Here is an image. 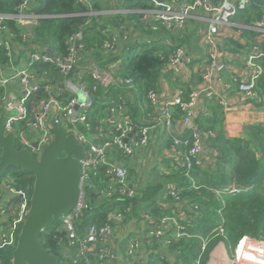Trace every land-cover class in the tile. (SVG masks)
<instances>
[{
  "label": "trees",
  "instance_id": "obj_1",
  "mask_svg": "<svg viewBox=\"0 0 264 264\" xmlns=\"http://www.w3.org/2000/svg\"><path fill=\"white\" fill-rule=\"evenodd\" d=\"M22 1L0 0V13L12 16L19 14ZM261 1L258 0L246 10L240 11L236 18L251 24L253 14H257V17L262 13ZM125 3L137 10L128 14L102 13L105 6L99 3L93 4L90 9L77 0H31L26 12L40 17L30 28L14 16L6 20L7 30L2 36L3 40L9 41L11 47L9 51L5 45H0V69L14 64L15 57L19 55L15 51L16 47L21 53L51 52L55 55H66L69 36L82 29L86 51L91 53L92 58L104 62L120 59L117 75L121 78L132 77L140 100L144 101L145 97L148 99V90L159 87L161 69L168 62L171 52H161L157 40L144 42L142 45L137 40H130V24L148 36L152 33L150 28L154 23L143 21L142 12L139 10L150 9L153 5L148 0H123L121 6ZM116 7L113 6L112 9ZM91 10L96 13L91 14ZM159 28L163 31L170 30L163 24H160ZM243 32L253 33L247 29ZM113 38L124 40L123 52L119 56L103 49L104 41ZM257 62L262 66V73L256 81V88L263 97L260 105L264 108V55L259 57ZM30 66L39 72H46L49 76L58 77L61 81L59 70L51 63L40 61L30 63ZM74 74L72 73V77ZM78 81L86 83L93 97L92 107L87 112L86 120L78 124V130L92 139L101 133V128L111 126V113L108 109L111 105L120 104L126 92L113 85H98L93 90L97 82L88 72ZM45 86L46 84L39 82V90L28 97L27 116L14 124L17 137L18 131L24 130L28 134L32 131L30 123L35 119V111L40 106L38 103L51 96ZM54 97L66 103L70 94L64 91ZM126 99V115L137 125H144L138 106L131 103L129 98ZM35 105L39 106L33 109ZM177 113L182 116L178 108L175 114ZM194 121L199 128L214 134L208 139L209 146L217 151L210 167H195L190 176L177 167L169 173L154 168L150 171L146 186L136 187L137 194L134 197L122 194L119 191L120 185L116 183L115 190L108 195L111 177L107 167H99L97 171L91 172L90 181L95 184V189L85 191L84 217L78 225L79 234L83 236L92 224L103 225L106 222L111 223L115 229L131 218L145 219L142 218L143 213L152 218L153 224L149 225L156 226V232L163 217L178 213V202L173 196V191H176L184 200L187 216L186 220H179L183 226V234L177 237V228L172 225L162 236L154 233L150 238L152 240L146 238L145 244L151 249L147 264H171L167 256L154 251V248L160 246L163 237L168 239L169 251L173 253L172 264H206L209 252L217 240L213 239L214 235L220 229L222 233L219 234L222 235H219L218 239L233 247H236L243 236L264 241V122L246 125L240 137L228 138L224 134L220 116L206 118L204 115H198ZM18 148H21L19 142ZM8 172L5 177L0 176V188L2 183L7 181L9 186L24 191L31 199L35 175L18 167H12ZM170 184H174V188H170ZM232 187L238 188L239 191L231 193L228 189ZM164 196L169 202L166 206L161 203ZM20 200L21 198L17 197L14 200L15 205ZM118 213L122 216L120 220L115 218ZM40 238L50 254L62 257L61 264L81 263L76 247L69 245L62 230L61 217L54 219ZM205 240L207 244L203 249ZM17 242L18 240L13 245L0 248V264H13ZM148 242L152 243L153 247Z\"/></svg>",
  "mask_w": 264,
  "mask_h": 264
},
{
  "label": "built area",
  "instance_id": "obj_2",
  "mask_svg": "<svg viewBox=\"0 0 264 264\" xmlns=\"http://www.w3.org/2000/svg\"><path fill=\"white\" fill-rule=\"evenodd\" d=\"M31 0H23L20 5V12L14 17L18 18L25 26L34 22L39 15L27 13L26 9ZM153 5L150 9L141 10L143 21L153 23L160 22L166 28L183 32L187 20L201 12L206 15V26L202 32V43L205 46L206 60L205 66L201 71V82L197 87L185 97L178 94L175 97L160 102V94L157 88H151L147 92L149 102L156 110L157 121L162 123L167 130H174L175 110L178 108L182 112V122L185 129L192 131L191 137H173L170 150L175 159L178 169L185 172L187 176L191 175V171L195 167H206L203 159V153L206 150V142L210 136L214 134L210 131H198V127L194 123L197 114V107L202 99H214L218 104L227 106V101L215 87L217 77L222 74L228 67L224 57L222 46V34L225 28L232 25V20L240 11L246 10L249 6L258 0H189L179 2L177 0H148ZM77 2L87 5L92 9L90 0H77ZM94 14V11H90ZM10 14L0 13V45H5L10 51L11 44L9 41L3 40V33L7 30L5 22L13 17ZM264 41V13L260 19L254 24ZM27 35V33H24ZM127 37H125L126 39ZM68 52L66 55H55L51 52H31L30 63L45 62L51 63L59 70L61 75L60 88L61 92L67 91L70 97L66 103L62 102L54 96L44 99L35 111V119L30 123V128L37 132L36 140H32L24 130L18 131L17 140L21 148H27L36 156H40L44 148L53 139V125L57 124L63 128L67 134H74L80 145L85 148V157L80 160L82 165L81 178V196L77 207L64 214L62 219V230L70 246L77 249V257L80 259L79 264H108L117 259V254L112 247V237L114 235V227L111 223L106 222L103 225L92 224L89 226L85 234H79V223L84 217L85 208V191L95 189V184L90 181L91 172L97 171L99 167H107L111 177L108 195L115 190L114 184H119V191L128 197H134L137 194L136 186L129 179L130 166L127 161L135 157L138 151L149 147L151 141L149 125H137L128 115H126V98H130L135 90V83L132 77L121 78L117 75L119 69L118 64L111 67L113 70L102 69L98 64L92 63L89 74L97 82L93 90L98 85H113L122 88L126 95L122 98L118 105H111L109 111L110 127L101 128V133L89 139L78 130V124L86 120L87 112L92 107L93 97L89 87L84 81H77L72 77V73L77 69L82 54L86 52L85 35L82 29H79L68 38ZM119 47V39L113 38L103 43V49L106 52L116 53ZM10 54V53H9ZM264 55V45H257L254 53L246 59V67L250 74L243 79H235L238 82V92L244 100L260 104L263 97L256 88V81L262 73V66L257 59ZM192 62V57L184 46H177L171 54L166 68L170 69L175 75L179 76L183 68ZM16 76V75H15ZM21 77L24 87L25 96L18 102L15 98L7 101L6 107L11 110L17 109V115H8L4 121L5 133H15L14 124L16 121L24 119L27 116L26 100L27 98L39 90V84L30 82V75L25 70H19L16 77ZM7 78H0V82H6ZM82 94V98L79 97ZM55 114L52 121L49 119L50 114ZM99 141V143H96ZM34 143L36 145L34 146ZM116 155L122 157L117 159ZM13 191L21 198L16 204L12 212L8 225L2 227L0 232V248L5 245H13L19 238L23 224L25 223L31 206V199L22 190ZM231 193L239 191L238 188L232 187L228 189ZM173 196L178 203L184 202L180 194L173 191ZM120 220L121 214L115 215ZM147 218L151 221L150 216ZM184 216L173 214L163 217L156 235H162L169 226L177 228V237L181 236L183 226L179 220H186ZM152 223V222H151ZM20 229V232H18ZM222 230V229H220ZM60 240H63L60 238ZM264 242V241H263ZM62 243V242H61ZM207 241H204L203 249ZM139 241L134 240L130 246L132 254ZM77 262V259H76ZM143 264V263H137Z\"/></svg>",
  "mask_w": 264,
  "mask_h": 264
},
{
  "label": "crops",
  "instance_id": "obj_3",
  "mask_svg": "<svg viewBox=\"0 0 264 264\" xmlns=\"http://www.w3.org/2000/svg\"><path fill=\"white\" fill-rule=\"evenodd\" d=\"M177 1L184 2L189 0ZM90 3H92V5L99 3L100 5L105 6L102 13L111 12L115 14H128L129 12L137 10L127 6L126 3L124 5L125 7L121 6L123 0H90ZM260 5L262 13H260L257 17V14H253L254 19L251 24L235 17L232 20V25L225 28L222 34L221 49L228 67L217 77L215 87L222 95L225 96L228 107L218 104V102L214 99H202L201 103L197 107L196 116L204 115L206 118H215L216 115L220 116L224 134L228 138L240 137L246 125L264 122V108L258 103L244 100L238 92V82L235 81V79L246 78L250 74V71L246 67V59L249 55L254 53L257 45H260L261 47L264 45L262 37L254 27V24L264 13V0L261 1ZM113 6L120 7L112 9ZM205 17L206 15L204 13H195V15L187 20L185 29L182 33L172 29L163 31L159 28L161 23L153 21L154 26L150 28L152 33L148 36L145 33H142L138 27H135L132 24L129 25L128 32L130 40H137L140 45L144 42L149 43L157 40L159 45L157 43L156 44L161 48V52L169 51L171 53L177 46L181 45L187 49L188 53L192 57V62L187 67L183 68L182 73L179 76L175 75L170 69L166 68L165 65L168 62H166L164 67L161 69L158 87L161 103L180 93L186 97L191 89L197 87L201 82L200 74L205 66L207 55L204 48L205 46L202 43V32L206 26ZM34 23L35 22L29 23L28 27H31ZM127 23L129 24V22ZM246 29L253 33L245 34L243 31ZM123 46L124 40H121L120 38L119 47L117 52L114 54L115 56L122 54ZM16 48L15 51L19 55L15 57V61H13L14 64L0 69V78L5 77L8 79L6 82H0V118L4 119V121L8 115H17L16 107L11 110L6 107L7 101H9L10 98H15V102H18L25 96L21 77L13 75L17 71H27L30 75L31 83L39 84L40 82L42 84H46L45 89L48 95H58L62 91L58 77L49 76L44 71L39 72L34 70L29 63V52L23 51L21 53V51H17ZM171 53L169 54L170 56ZM90 54L91 53L87 51L82 54L78 67L74 72L75 74L73 78L75 80H81L86 72L89 73L92 63L98 64L102 69L109 68L111 72L113 70L111 67L118 64V61L120 63V59H116L113 62H108L107 60L105 62L103 60L96 61ZM167 61L169 60L167 59ZM100 62L103 63L100 64ZM79 97L82 98V94H79ZM129 100H131V103L134 105L136 104L140 109V118L144 120V125H149L151 128V141L149 147L141 149L137 152L135 157L127 161L128 165L131 167L130 171L132 172H130L131 183L136 187H144L149 181L148 178L150 177V171H152V169L156 168L161 172L169 173L174 170L173 168L177 167L170 150L171 141L173 137H191L192 131L183 127L182 116L179 113L175 114L174 117V130H167L162 123L156 120L158 114L149 100L146 97L144 101L140 100V96L136 88ZM38 104L40 105V103ZM38 106L35 105L33 109ZM54 116V113L50 114L49 119L52 121ZM197 129L202 132L206 131L205 129H201L199 127ZM27 135L32 140H36L37 132L32 130L30 131V134L27 133ZM216 153V149L209 146L206 142V150L203 153V159L207 165L206 168L212 165ZM116 158L119 159L120 156L116 155ZM169 187L174 188V184H170ZM12 188L13 187L7 184V181L2 183L0 188V232L2 227L8 225L11 218L10 211L12 212L15 205L14 200L18 197ZM163 200L164 201L161 203L164 206L169 204L166 196L163 197ZM176 206H178L177 214L184 216L185 207L183 202L176 203ZM143 214L142 218L145 217V219H137L134 217L125 224H120L119 227L115 228L111 241L112 247L117 254V259L109 262L108 264H135V262L143 264L148 263L151 249L147 247L145 242L146 238L152 240L150 238L153 237L154 233L156 234L154 230L156 229V226L152 227L149 225V223L152 222L147 218L149 215ZM219 233H222V230L214 235L213 239L216 238L217 240L214 242L209 252L206 264H264V242L262 240L255 239L250 236H243L238 241L236 247H233L226 244L224 240L218 239V237H220L219 235H222ZM162 235L157 236L160 237ZM134 240L139 241V246L136 247V250L131 254L130 246ZM150 246L153 247L152 243H150ZM154 251H157L163 256H167L171 264L173 263V253L169 251L167 238H161L160 246L157 249L154 248Z\"/></svg>",
  "mask_w": 264,
  "mask_h": 264
},
{
  "label": "water",
  "instance_id": "obj_4",
  "mask_svg": "<svg viewBox=\"0 0 264 264\" xmlns=\"http://www.w3.org/2000/svg\"><path fill=\"white\" fill-rule=\"evenodd\" d=\"M53 136L38 157L27 148H18L16 134L5 133L4 119L0 118V176L18 167L36 178L30 212L13 253V264H61L62 261L60 255H52L45 249L40 237L54 219L77 207L83 173L80 160L86 155L75 135L67 134L57 124L53 125Z\"/></svg>",
  "mask_w": 264,
  "mask_h": 264
},
{
  "label": "rangeland",
  "instance_id": "obj_5",
  "mask_svg": "<svg viewBox=\"0 0 264 264\" xmlns=\"http://www.w3.org/2000/svg\"><path fill=\"white\" fill-rule=\"evenodd\" d=\"M28 28H30V27H28ZM17 74H18V71L16 72V73H14L13 75H16L17 76ZM64 155V154H63ZM9 173V172H8ZM8 173L6 174V175H8ZM6 175H4L3 177H5Z\"/></svg>",
  "mask_w": 264,
  "mask_h": 264
}]
</instances>
